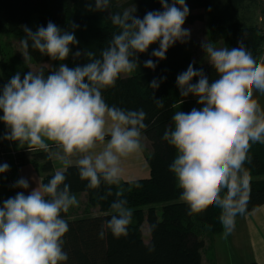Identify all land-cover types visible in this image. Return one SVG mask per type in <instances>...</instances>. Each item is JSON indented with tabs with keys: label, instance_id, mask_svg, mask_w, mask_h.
Listing matches in <instances>:
<instances>
[{
	"label": "clouds",
	"instance_id": "9594fccd",
	"mask_svg": "<svg viewBox=\"0 0 264 264\" xmlns=\"http://www.w3.org/2000/svg\"><path fill=\"white\" fill-rule=\"evenodd\" d=\"M159 3L161 9L147 11L141 18L136 9L110 12L112 0H89L88 10L107 11L118 29L99 56L88 50L72 53L79 44L76 24L68 29L52 21L35 30L23 26L25 51L37 50L59 64L47 74L43 69H30L23 76L17 71L0 86V122L6 126L0 139L26 145L29 151L47 152L55 145L56 157L66 167L70 157L78 156L75 166L87 189L119 185L122 160L143 149L147 113L109 105L102 91L140 67L137 54L151 45H158L150 54L156 60L149 58L143 66L154 70L169 48L190 38V30L183 27L190 13L186 0ZM201 47L216 78L210 82L193 63L177 75L180 96L196 98L198 107L176 111L161 139L175 150L168 167L188 214L213 204L221 210L219 219L227 237L237 216L247 209L250 174L244 164L250 160L249 148L264 143V108L253 98L254 90L264 94V58L250 54L243 37L232 48L205 41ZM70 53L76 58L83 54L87 62L70 67L65 63ZM165 79L153 78L148 88L158 89ZM154 102L163 107L161 99ZM9 169L7 162L0 163V174ZM12 186L28 190L29 179L20 177ZM121 197L118 191L109 218L101 225L100 239L105 229L115 238L127 236L133 210ZM76 206L79 201L64 170H57L46 183L37 181L27 195L19 191L0 201V264H66L63 244L69 227L62 213Z\"/></svg>",
	"mask_w": 264,
	"mask_h": 264
},
{
	"label": "trees",
	"instance_id": "16d2710c",
	"mask_svg": "<svg viewBox=\"0 0 264 264\" xmlns=\"http://www.w3.org/2000/svg\"><path fill=\"white\" fill-rule=\"evenodd\" d=\"M120 1L112 0L109 11L127 9ZM131 3L136 5L135 14L141 18L147 11L161 9L159 0H132ZM256 3L255 0H186L190 13L185 23L194 25L205 22L210 41L222 43L228 48L236 47L237 40L243 37L246 50L261 58L264 55V35L244 17V10L253 8ZM108 15L107 11H89L87 5H79L78 0H0V69L4 80L7 82L13 75L9 72L8 55L2 46L4 34L23 40L25 25L35 30L38 26H46L49 21L63 29L76 24L75 35L79 44L72 47V53L88 50L99 56L113 32L118 31ZM152 50L149 48L147 52L137 54L140 67L130 73L129 78L124 79L121 75L114 86L102 91L109 105L126 110L143 109L147 113L145 123L148 127L143 130V135L152 146V153L147 157L151 176L120 186L101 185L98 189L90 190L86 188L87 181L79 178L76 166L64 171L71 193L87 195L86 209L81 216L73 217L72 211L75 213V209L72 208L62 213L69 227L63 244L68 254L66 264H206L202 255L206 237L223 232L219 219L221 210L213 204L209 203L199 213L188 214V206L179 199L178 183L168 167L176 154L175 150L161 139L177 107L184 112L198 107L196 98L180 96L176 87L177 75L185 71L189 63L202 68L210 82L216 78V73L211 65L204 67L195 62L187 45L179 42L168 49L166 59L158 61L154 70L145 68V60H156L150 55ZM26 52L31 62L40 65L39 70L43 69L45 74L51 69L43 66L44 63L58 62L31 48ZM72 53L66 59L68 65L71 63L70 67L87 62L83 54L76 58ZM29 70L24 69L21 75ZM159 77H166L159 88H148L153 78ZM154 98L161 99L163 107H157ZM248 156L250 160L245 161L244 167L250 174V192L246 212L242 215L264 206V143H252ZM18 160L22 163L26 161L24 156ZM28 162L38 171L44 183L55 173L48 151L34 152ZM109 187L111 195L108 194ZM118 191L133 210L128 234L115 238L105 229V236L100 239L98 233L101 225L109 218L110 205ZM91 209H98L99 214L94 215ZM145 224L150 232L148 243L143 238Z\"/></svg>",
	"mask_w": 264,
	"mask_h": 264
},
{
	"label": "crops",
	"instance_id": "0c3cea01",
	"mask_svg": "<svg viewBox=\"0 0 264 264\" xmlns=\"http://www.w3.org/2000/svg\"><path fill=\"white\" fill-rule=\"evenodd\" d=\"M261 1V4L263 5L264 0ZM244 17L248 20L249 24L257 26L264 35V8H249L244 10ZM197 24L198 22L194 25ZM185 44L187 45V42ZM219 44L221 45L220 47H224L222 43ZM187 48L190 50L189 47ZM192 57L195 62L200 60V58L196 56L195 53H192ZM33 65H30L28 68L33 71H38L41 67L40 65L37 67H34ZM48 65L49 64H47V62L43 64V66L52 70L53 68L49 67ZM122 77L124 79L129 78L130 74H122ZM5 83L6 81L4 80L2 71L0 70V86H3ZM5 132L6 126L0 122V137H2ZM49 143L51 145V142ZM142 145L143 149L141 152L130 155L129 157L122 160L121 167L123 169V175L119 186L123 183L150 178L151 171L147 162V157L152 153V146L150 141L144 135H142ZM0 146H3L6 149V152L10 154L9 158H11L12 166L11 179L13 182L20 177H24L29 179L30 185L28 190L18 188L10 189L8 185V178L3 174H0V201H3L8 197L15 196V194L19 191H24L25 195H27L29 191L37 187V181H42V177L38 171L31 165L30 162H28L30 155L38 150L29 151L26 145H18L17 142L3 139H0ZM58 151L59 150L55 147V145H51L48 150L52 159L54 172L57 170L66 171L69 167L75 166L78 156L74 155L70 157V165L66 167L59 159H57L56 153ZM20 156H24L26 161L25 163H22V161L19 160V165L17 166V161H14V158L16 157L19 159ZM76 197L79 201V206L71 207L72 210L75 209V213L74 210H71L73 213L72 215H74L73 217H76V215L81 216L87 205L86 194H77ZM83 201L85 202L84 204L81 203ZM90 211L94 212V215L99 214L98 209H91ZM228 240L233 242V250H229L227 246H224ZM244 246H246L247 249L244 248ZM203 252H205L203 261L206 264L212 262L216 264H236V257H238V260H240L241 264H251L254 262L258 264H264V206L249 214L238 216L236 218L234 230L227 237L223 236V232L214 236L206 237V246ZM226 261L228 262L226 263Z\"/></svg>",
	"mask_w": 264,
	"mask_h": 264
},
{
	"label": "rangeland",
	"instance_id": "374dc122",
	"mask_svg": "<svg viewBox=\"0 0 264 264\" xmlns=\"http://www.w3.org/2000/svg\"><path fill=\"white\" fill-rule=\"evenodd\" d=\"M256 6H254L253 8H264V3L263 5L261 4L262 1L261 0H255ZM89 2V0H78V4L79 5H87ZM132 0H121L120 4L122 6H125V8H127V10L130 11H134L136 8V5L134 3H131ZM183 27L187 28L190 30V38L187 40V47H189V50L191 53H195L196 56H198L200 58V60L197 62L199 65L201 66H209V64L206 61V58H204V52L202 50V43L205 42H212L209 39V35L207 32V24L205 22L200 23L198 22L197 25H193V26H189L186 23L183 25ZM21 39L10 36L8 34H4L2 36V46L4 49V52L8 55V57L6 58V61L8 62V67H9V72L14 74L17 71L22 72L24 69L30 67V65H33L34 67H37L38 65H36L35 63L31 62V59H29V56L27 54V52L25 51V49L22 47L21 44ZM213 43V42H212ZM215 47H220L221 45L219 43H213ZM158 47V45L154 44L151 45L149 48L153 49ZM264 56V55H262ZM261 56V58H262ZM68 61H66L65 63H67ZM47 64H49V67H52L53 69L58 67L59 62H47ZM71 65V63H70ZM1 70V69H0ZM125 75V74H124ZM253 98H255L259 104H261V107L264 108V95L255 91L253 92ZM262 100V101H260ZM181 110L180 107H177L176 111ZM82 204H84L85 202H81ZM83 210V209H81ZM82 212V211H81ZM160 215V211L158 213ZM143 238L144 241L146 243H148L150 241V232H149V228L148 225L145 224L143 227ZM232 244L233 242L231 240L226 241V243L224 244V246H227L229 248V250H233L232 248ZM223 246V247H224ZM244 248L247 249L246 246H244ZM203 256H205V252H203L202 254ZM229 256V255H228ZM227 256V257H228ZM235 259V263L236 264H241L240 260H238V257H236ZM228 261H226L227 263Z\"/></svg>",
	"mask_w": 264,
	"mask_h": 264
},
{
	"label": "built area",
	"instance_id": "2783aa9c",
	"mask_svg": "<svg viewBox=\"0 0 264 264\" xmlns=\"http://www.w3.org/2000/svg\"><path fill=\"white\" fill-rule=\"evenodd\" d=\"M264 50V48H263ZM262 58H264V56H262ZM10 154L6 152V149L3 146H0V163H4L7 162L10 165V169L8 172H6L5 174H3L4 176H6L8 178V185L10 187V189H15L12 185H13V180L11 179V175H12V166H11V158H9ZM14 161L16 162V165H19V160L18 158H14Z\"/></svg>",
	"mask_w": 264,
	"mask_h": 264
}]
</instances>
